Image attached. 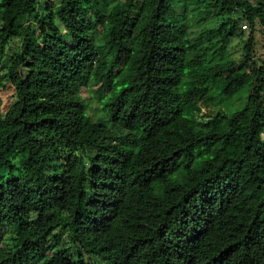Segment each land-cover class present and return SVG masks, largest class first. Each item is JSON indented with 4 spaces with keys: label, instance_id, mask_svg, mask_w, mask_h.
<instances>
[{
    "label": "trees",
    "instance_id": "16d2710c",
    "mask_svg": "<svg viewBox=\"0 0 264 264\" xmlns=\"http://www.w3.org/2000/svg\"><path fill=\"white\" fill-rule=\"evenodd\" d=\"M257 36L264 0H0V264H264Z\"/></svg>",
    "mask_w": 264,
    "mask_h": 264
},
{
    "label": "rangeland",
    "instance_id": "374dc122",
    "mask_svg": "<svg viewBox=\"0 0 264 264\" xmlns=\"http://www.w3.org/2000/svg\"><path fill=\"white\" fill-rule=\"evenodd\" d=\"M41 3L44 0H39ZM22 22L24 23V25H32L33 24V20L30 17H24L22 19ZM218 23V20L215 18H210L207 22H206V26L209 27H213ZM242 26V30H243V37L241 38H234L232 39L228 45H227V52L230 54L231 57L233 58H238L240 56V52H241V42L242 40H245L246 38V34L248 32L249 27H247L246 29H244L243 25L246 23H241ZM259 40L264 41V37L262 36H257ZM22 39L20 38H15L10 42V45L8 46L6 53L4 56H0V76H3L4 72H5V67L8 64L11 56L13 55L14 50H16L18 48V46L20 45ZM263 54V52H262ZM264 58V55H263ZM0 82H4V79L0 77ZM11 95V88L9 86V84L7 82H5V86L1 87L0 86V98L2 100V106L0 108V110L4 111L8 104L11 103L12 101V96ZM239 104V101H236ZM88 113L90 114V117L94 120L97 121L99 119H101L103 117V113L101 112V110L98 108L97 103L94 101L88 109ZM102 116V117H101Z\"/></svg>",
    "mask_w": 264,
    "mask_h": 264
}]
</instances>
